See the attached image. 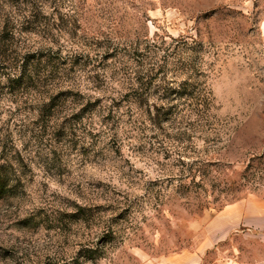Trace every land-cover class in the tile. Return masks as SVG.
<instances>
[{
	"label": "rangeland",
	"instance_id": "374dc122",
	"mask_svg": "<svg viewBox=\"0 0 264 264\" xmlns=\"http://www.w3.org/2000/svg\"><path fill=\"white\" fill-rule=\"evenodd\" d=\"M39 1L0 0V23L69 22L17 33L56 63L45 85L37 53L28 85L0 66V264H264L236 210L264 198V0ZM184 80L215 127L154 124Z\"/></svg>",
	"mask_w": 264,
	"mask_h": 264
},
{
	"label": "trees",
	"instance_id": "16d2710c",
	"mask_svg": "<svg viewBox=\"0 0 264 264\" xmlns=\"http://www.w3.org/2000/svg\"><path fill=\"white\" fill-rule=\"evenodd\" d=\"M16 3H21V0H13ZM39 8L40 10L44 8V5H47V2L40 0L39 1ZM37 25L42 26L45 29H55V31L64 33L66 27L69 26V22L67 20L65 21H32L30 23H13L10 21H4L0 23V66L10 68L11 70H14L15 73H17V76L15 78H11L9 76L10 81L17 82L19 86L21 84L28 85L29 79H27V76L25 75V69L28 65H32L31 61H29L30 54H33V58L37 55L39 56L36 58L37 64L45 65V69L43 72H38L33 77L29 75L30 80H33L34 82L40 83V79H43V82L40 83V85H45L48 78L52 77L54 72L59 71L58 68H56V63L54 61H51L50 57L48 55H44L42 52L46 49L43 47L34 48L33 46H29L28 44L20 45L18 43V36L17 33L20 35L25 34L27 31H32L29 26L36 27ZM50 41V40H49ZM34 48V49H33ZM32 50V51H31ZM43 60H45L43 62ZM44 63V64H43ZM161 68V66H160ZM155 70L154 65H150L149 68H144L141 71H135V74H139L136 77V80L140 83L141 81H144L145 79L150 80L152 79V74ZM147 72V73H144ZM154 77V76H153ZM145 84V83H144ZM152 84V81H149V85ZM191 87H194L193 85ZM201 87V86H200ZM199 86L191 91L189 89V80H184V82L180 86V90L177 89H170L172 94H178L180 96H190L189 102L185 101L181 105H185L187 109L184 108H176L173 105H170L169 103H164L161 105H152L148 106L146 111L149 113L150 116H152L154 124H157L158 126H161L163 122V118L166 117H173L174 114H177L178 116L184 114L187 110H189V106L192 107L190 109L191 113H193L198 118V123L201 126V131H203V127L209 125L210 127H215L218 123V119L211 120L212 117L216 116H210L211 110H212V103L210 97L207 96V90L206 87L200 88ZM190 90V91H188ZM206 92V93H205ZM173 106V107H172ZM153 109V111L151 110ZM175 110H178L174 112ZM154 115V116H153ZM213 130L215 128H212ZM7 186L8 182L7 179L3 177V174L0 173V197L3 196L7 192ZM83 210V208H81ZM82 219H85L82 217ZM82 255L84 256L85 260H94L98 256L101 255L98 249L93 248H87L84 249L82 252ZM80 257H75L72 260L71 264H80L79 262ZM69 264V263H64Z\"/></svg>",
	"mask_w": 264,
	"mask_h": 264
},
{
	"label": "crops",
	"instance_id": "0c3cea01",
	"mask_svg": "<svg viewBox=\"0 0 264 264\" xmlns=\"http://www.w3.org/2000/svg\"><path fill=\"white\" fill-rule=\"evenodd\" d=\"M236 210L241 225L247 230L264 232V198H248L236 205Z\"/></svg>",
	"mask_w": 264,
	"mask_h": 264
}]
</instances>
